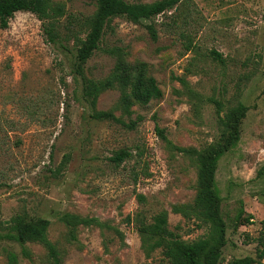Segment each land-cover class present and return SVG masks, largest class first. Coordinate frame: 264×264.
<instances>
[{
  "label": "rangeland",
  "instance_id": "1",
  "mask_svg": "<svg viewBox=\"0 0 264 264\" xmlns=\"http://www.w3.org/2000/svg\"><path fill=\"white\" fill-rule=\"evenodd\" d=\"M51 2L64 9L54 21V43L49 22L31 13L19 12L0 28V234L17 216L47 219L61 264H166L160 250L146 257L139 227L167 211L169 228L182 239L204 236L206 227L173 211L192 204L197 192L196 156L180 149L216 144L229 132L225 114L243 105L239 142L220 159L216 174L227 223L221 264L258 259V239L264 238V177H257L264 167V0H191L152 20L116 18L81 70L76 40L86 37L97 4ZM121 67L132 73L127 94L144 72L156 79L162 98L128 104L118 82ZM111 77L115 84L92 106L86 81ZM97 112L115 119L98 120ZM122 150L131 157L111 161ZM242 207L246 217L236 229ZM65 213L98 223L80 226L78 241L71 242L60 221ZM10 252L18 264H55L39 243L0 240V264H8Z\"/></svg>",
  "mask_w": 264,
  "mask_h": 264
},
{
  "label": "trees",
  "instance_id": "2",
  "mask_svg": "<svg viewBox=\"0 0 264 264\" xmlns=\"http://www.w3.org/2000/svg\"><path fill=\"white\" fill-rule=\"evenodd\" d=\"M93 1L96 2L98 9L95 15L87 21L88 33L85 38L76 40L79 70L84 68V65L99 49L106 28L114 19L126 18L135 23L142 20H152L191 0H157L151 4L128 3L125 0ZM19 12L31 13L36 15L38 19L49 22L47 28L49 39L53 43L56 41V23L54 21L63 16L64 9L62 6L52 4L51 0H0V28L7 29L10 19ZM148 30L153 40H157L158 35L155 28L150 25ZM213 55L217 59H221V56L216 52H213ZM118 70L121 71V79L118 82L123 86L121 87L124 93L123 98L128 104L132 103V99L135 102L148 104L154 99L162 98L163 92L156 79L144 72L137 77L131 93L127 94L125 88L127 84L131 83L132 73L125 67ZM113 84H115L114 77L100 82L86 81L85 89L87 96L91 99L92 106L96 105L99 94ZM246 112L247 108L240 105L235 111L230 110L225 114L222 122L229 127V132L227 135L222 134L216 144H211L200 151L180 149L182 152L196 156L198 164L197 192L192 204L177 206L173 211L186 220H195L199 228L206 227L207 232L196 240L186 241L169 228L168 212L164 211L154 218L153 223L142 222L139 227L138 232L147 258H150L154 251L160 250L166 264H221L223 248L227 244V223L222 214L223 198L217 185L216 174L220 159L233 150L239 142L241 121ZM114 117L115 115L111 112H97L95 114V118L98 120L115 119ZM156 131L162 139L166 140L161 129L157 127ZM130 157L131 154L128 151L122 150L111 161L121 164ZM257 177H264V167L258 171ZM140 200L143 201L144 198L140 196ZM244 216L246 217L245 210L242 207L235 219L234 227L236 229L239 228V223L242 222ZM250 219L251 216H248L247 220ZM60 221L69 229L68 235L71 242L78 241V228L80 226H90L97 222L96 219L81 218L71 213L63 214ZM50 225L51 222L47 219H27L23 216H17L11 220L10 225L6 228L8 232L4 235L0 234V240L8 239L22 247L28 243H39L48 250L49 257L55 264H61L59 250L48 237ZM23 254L28 257L29 251L24 248ZM257 256L258 259L246 257L236 259L230 264H257L264 259V238L262 237L258 239ZM7 258L8 264H18V256L15 253L10 252Z\"/></svg>",
  "mask_w": 264,
  "mask_h": 264
}]
</instances>
